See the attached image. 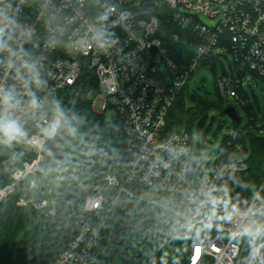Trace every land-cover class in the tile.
<instances>
[{
  "label": "built area",
  "instance_id": "obj_1",
  "mask_svg": "<svg viewBox=\"0 0 264 264\" xmlns=\"http://www.w3.org/2000/svg\"><path fill=\"white\" fill-rule=\"evenodd\" d=\"M140 2L0 0V123L14 122L23 134L14 139L23 146L11 158V181L0 188V201L23 180L37 187L65 103L83 74L92 71L98 80L93 105L101 103L99 110L93 108L116 111L132 151L123 178L107 174L97 192L84 198L75 236L50 264H99L103 223L91 222L85 213H110L122 198L159 203L164 196L179 205L169 208L179 217L170 235L186 230L191 235L199 225L208 226V237L188 245L187 264H261L264 195L260 189L253 198L236 202L226 185L227 177L246 164L232 160L215 163L211 172L200 171L190 159L192 134L167 131V117L199 66L219 47L232 52L237 67L228 82L218 80L220 96L246 103L237 86L244 87L248 72L264 79V0H152L146 11ZM162 5L169 7L172 22L199 42L186 69L157 36L160 21L153 10ZM200 13L218 21L207 24ZM153 47L158 48V62L146 70ZM6 139L0 133V145L8 144ZM138 183L146 187L144 192L132 188ZM30 202L20 198L18 204ZM34 205L47 207L50 217L57 213L55 200L44 198Z\"/></svg>",
  "mask_w": 264,
  "mask_h": 264
},
{
  "label": "trees",
  "instance_id": "obj_2",
  "mask_svg": "<svg viewBox=\"0 0 264 264\" xmlns=\"http://www.w3.org/2000/svg\"><path fill=\"white\" fill-rule=\"evenodd\" d=\"M153 12L160 21L157 36L177 65L186 69L193 61L199 43L197 37L172 22L166 5ZM212 57L213 54L208 60ZM210 75L209 69L201 75L204 79L202 90L193 87V106H187L184 90L179 93L168 113L167 131L191 133L195 118L203 116L212 106L221 107V96L209 87ZM213 81L215 84L216 80ZM190 83L191 80L186 87ZM93 88L98 91L97 77L92 71H86L72 106L68 105L69 99L65 103L62 125L48 143L59 162L46 156L36 188H31L29 181L23 180L0 201V264H50L75 236V221L84 198L97 192L96 188L107 174L115 173L123 178L132 151L131 144L118 116L111 121L104 113L94 110V97L89 95ZM237 91L246 99L243 105L248 110L249 120L234 136L225 137L216 163L232 161L239 143L241 153H248L244 161L246 168L229 175L226 183L230 189L229 197L241 202L253 198L260 189L264 195V134L257 132L258 117L247 101V91L241 86H237ZM77 131L82 138L76 144ZM15 153L17 151L0 145V188L11 181L14 169L11 158ZM193 157L194 153L190 159ZM132 188L138 193L146 190L139 183ZM20 198L32 202L19 205ZM44 198L57 202L55 216L48 215L47 207H35L34 203ZM173 206L179 207L174 199L167 196L162 197L159 203L138 197L122 198L110 213L103 209L85 213L91 222L103 223L98 243L99 264H187L188 245L208 237L205 231L208 226L199 225L188 238L170 235V227L179 220L169 209ZM18 238H21L20 245L17 244ZM261 238L264 246V229ZM261 264H264V256Z\"/></svg>",
  "mask_w": 264,
  "mask_h": 264
},
{
  "label": "rangeland",
  "instance_id": "obj_3",
  "mask_svg": "<svg viewBox=\"0 0 264 264\" xmlns=\"http://www.w3.org/2000/svg\"><path fill=\"white\" fill-rule=\"evenodd\" d=\"M199 18L201 21L212 24L218 21V18L211 19L210 17L200 13ZM218 52V53H217ZM221 54V57L219 55ZM206 64H201L197 70L190 85L184 89L185 101L187 106H193L194 101L191 98L194 84L199 80L200 76L207 70H211L212 75L208 78L209 87L214 92L219 93L218 80L222 79L224 82L229 81V77H233L237 74V67L233 57V54L229 50H222L221 47L214 51L212 58L207 60ZM214 69V72H213ZM215 84H214V81ZM244 89L248 93L247 101L251 104V110L256 113L258 120L256 122L257 132L264 134V79L255 73L248 72L247 76L243 80ZM90 97L98 95L97 89L93 88L89 93ZM220 95V93H219ZM222 98V97H221ZM227 104L233 105L238 114L242 117L240 124H237L232 117L224 112ZM101 103L97 104V100L94 103V108L99 110ZM105 117L108 120H116L117 113L115 110L108 108L105 112ZM249 120V113L247 108L236 97L230 96L228 98H222L221 107L212 106L208 108L203 116L195 118L192 136L195 142L194 149V162L196 165L204 171L211 172L217 161L218 152L225 137L228 135L234 136L238 129L245 127ZM223 122V123H222ZM4 146H7L15 151H21L23 146L22 140H4ZM242 146L239 143L235 147L233 161L244 162L248 156L247 152L241 153ZM59 162L58 156L53 152L48 155ZM176 236H180L181 232L175 233ZM21 238L17 239V244L20 245Z\"/></svg>",
  "mask_w": 264,
  "mask_h": 264
},
{
  "label": "water",
  "instance_id": "obj_4",
  "mask_svg": "<svg viewBox=\"0 0 264 264\" xmlns=\"http://www.w3.org/2000/svg\"><path fill=\"white\" fill-rule=\"evenodd\" d=\"M151 3H152V0H141L139 6L143 11H146L147 9H149L151 7ZM149 57H150V62L145 66L146 70H149L158 62V48L157 47H153L149 51ZM203 87H204V79L200 76L199 80L196 81L194 88H196L198 90H202ZM79 89H80V87H76L74 89V91L72 92V94L69 98V102H68L69 106H72L73 98H74L75 94L79 91ZM96 112H99V111H96ZM224 112L226 114H228L230 117H232V119H234V121H236L237 124L241 123L242 117L238 114L236 108L233 105L228 104L227 107L224 109ZM99 113H101V112H99ZM75 127H76V125H75ZM77 133H78V135H77V138L75 141L76 144L82 138L81 133H79L78 131H77ZM189 235H190V231H188V230L184 231V233L182 234V236L184 238H188Z\"/></svg>",
  "mask_w": 264,
  "mask_h": 264
},
{
  "label": "clouds",
  "instance_id": "obj_5",
  "mask_svg": "<svg viewBox=\"0 0 264 264\" xmlns=\"http://www.w3.org/2000/svg\"><path fill=\"white\" fill-rule=\"evenodd\" d=\"M3 99L4 102L7 103L9 97L5 96ZM0 133H2L9 141L17 139L23 135L14 122L0 123Z\"/></svg>",
  "mask_w": 264,
  "mask_h": 264
}]
</instances>
